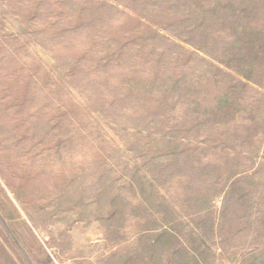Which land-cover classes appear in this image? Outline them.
<instances>
[{
    "label": "rangeland",
    "instance_id": "1",
    "mask_svg": "<svg viewBox=\"0 0 264 264\" xmlns=\"http://www.w3.org/2000/svg\"><path fill=\"white\" fill-rule=\"evenodd\" d=\"M0 264H264V0H0Z\"/></svg>",
    "mask_w": 264,
    "mask_h": 264
}]
</instances>
